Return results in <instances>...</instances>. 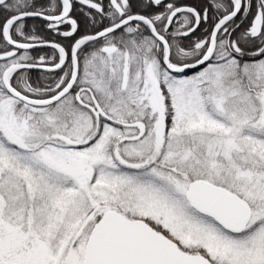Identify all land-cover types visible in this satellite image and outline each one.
Masks as SVG:
<instances>
[{
	"label": "snow or ice",
	"instance_id": "1",
	"mask_svg": "<svg viewBox=\"0 0 264 264\" xmlns=\"http://www.w3.org/2000/svg\"><path fill=\"white\" fill-rule=\"evenodd\" d=\"M0 264H264V0H0Z\"/></svg>",
	"mask_w": 264,
	"mask_h": 264
},
{
	"label": "trees",
	"instance_id": "2",
	"mask_svg": "<svg viewBox=\"0 0 264 264\" xmlns=\"http://www.w3.org/2000/svg\"><path fill=\"white\" fill-rule=\"evenodd\" d=\"M104 2L107 3V0H104ZM182 2L183 3L197 4L198 5L201 2V0H182ZM79 8L80 7L78 5H76V11L73 13V15L78 21L81 22V24L83 26V21H84L85 18L83 16V14L79 11ZM27 23L29 25H32V24L40 25L42 23V21H40V20L33 21V20L30 19V20L27 21ZM197 35H199V33H197ZM32 75H33V78H35L37 73L33 72Z\"/></svg>",
	"mask_w": 264,
	"mask_h": 264
},
{
	"label": "flooded vegetation",
	"instance_id": "3",
	"mask_svg": "<svg viewBox=\"0 0 264 264\" xmlns=\"http://www.w3.org/2000/svg\"><path fill=\"white\" fill-rule=\"evenodd\" d=\"M78 5V4H77ZM79 6V5H78ZM80 7V6H79Z\"/></svg>",
	"mask_w": 264,
	"mask_h": 264
},
{
	"label": "water",
	"instance_id": "4",
	"mask_svg": "<svg viewBox=\"0 0 264 264\" xmlns=\"http://www.w3.org/2000/svg\"><path fill=\"white\" fill-rule=\"evenodd\" d=\"M79 5V4H78Z\"/></svg>",
	"mask_w": 264,
	"mask_h": 264
}]
</instances>
